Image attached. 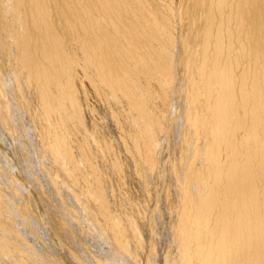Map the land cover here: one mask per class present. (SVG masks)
Returning <instances> with one entry per match:
<instances>
[{
    "label": "bare ground",
    "instance_id": "obj_1",
    "mask_svg": "<svg viewBox=\"0 0 264 264\" xmlns=\"http://www.w3.org/2000/svg\"><path fill=\"white\" fill-rule=\"evenodd\" d=\"M171 176L181 264H264V0H0V264L138 262Z\"/></svg>",
    "mask_w": 264,
    "mask_h": 264
},
{
    "label": "rangeland",
    "instance_id": "obj_2",
    "mask_svg": "<svg viewBox=\"0 0 264 264\" xmlns=\"http://www.w3.org/2000/svg\"><path fill=\"white\" fill-rule=\"evenodd\" d=\"M173 104L176 106V112L179 115L176 116V122L173 125L175 136L173 134H170L171 136L168 140V151L169 153L171 152L173 160L176 163L178 161L176 160V157L180 145V143H178L177 137L182 139L183 125L181 124V121H184V117H182L181 115L185 113V102L183 97H180L177 101L173 100ZM31 159H34L33 154L31 155ZM36 167H38V165H36ZM166 167L167 171L169 170V172L171 170H174L171 166L169 167L167 165ZM130 180L132 183L131 185H129V190H115V192H113V197L114 200L119 203V205L121 203L123 204V206L126 205V207L120 205V208L129 211L131 214V202H129V200H131L130 195L136 199V202L140 201V199L142 200V203H135L140 207V210L142 212V219L138 222L141 223L144 220L145 224L147 222V224H149V226H146L147 234L144 228V232L142 231L140 233L143 247L137 248L135 242L131 238L127 241L130 252L137 255V261L139 263L130 260L127 254L119 256L112 250L108 249L107 245L92 229L88 228L86 223L79 224V226L76 225V234L73 239V243L75 244L77 251L85 249L84 252L87 257H89V261L91 259L96 260L99 261L100 264H146V258L151 264H181L179 254V248L181 247H179V241L176 236V228L178 225L177 215L179 208L178 199L180 196V190L176 182L174 181V178L172 176L166 178V191H168V193H164L163 195L160 194L159 196H157V194L155 193H144L142 189L139 190L134 180ZM54 188L61 191V189L58 187ZM147 195H151V197L148 196L151 199H148ZM158 197H161L162 200L160 198L161 201H158ZM165 197H168L169 199L167 200L165 199ZM143 200L145 201L143 202ZM61 207H65L63 202L61 203ZM132 207L136 208V206L134 205H132ZM133 216L136 218V214H134ZM150 229L153 230L151 233H149ZM44 242L46 243V240ZM89 252L92 253L90 254ZM68 257H70L71 259ZM67 258L70 260V262H75V259L72 256H67ZM91 264H93V262Z\"/></svg>",
    "mask_w": 264,
    "mask_h": 264
}]
</instances>
